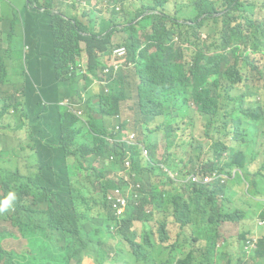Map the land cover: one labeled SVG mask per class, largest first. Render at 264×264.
Here are the masks:
<instances>
[{"label": "trees", "instance_id": "trees-1", "mask_svg": "<svg viewBox=\"0 0 264 264\" xmlns=\"http://www.w3.org/2000/svg\"><path fill=\"white\" fill-rule=\"evenodd\" d=\"M9 2L0 0V129L17 135H0V159L20 148L23 131L36 144L28 163L0 164V222L29 243L21 255L8 253L2 246L18 236L0 229V264H82L86 257L95 264H164L167 253L173 264L182 249L190 254L181 264H240L241 253L231 256L219 245L222 223L246 220L247 203L260 205L264 220V71L250 55L264 50L258 3L109 0L113 8L102 11L84 0H30L18 15L7 10ZM183 2L187 7L178 8ZM120 45L128 56L115 69L111 49ZM131 65L134 75L127 73ZM254 70L260 77L251 86ZM94 84L109 86L108 93L101 87L94 94ZM65 99L84 116L61 106ZM130 99L148 158L108 140L116 137L111 120ZM161 117L153 138L150 127ZM84 143L96 152L110 148V159L123 165L130 152L134 173L106 164L114 176L95 172L92 180ZM115 189L129 202L124 219L142 221L151 210L164 226L174 217L183 245L162 247L132 234L133 220L121 221L108 201ZM239 238L245 243L248 233ZM257 247L254 264H264V236Z\"/></svg>", "mask_w": 264, "mask_h": 264}, {"label": "rangeland", "instance_id": "rangeland-1", "mask_svg": "<svg viewBox=\"0 0 264 264\" xmlns=\"http://www.w3.org/2000/svg\"><path fill=\"white\" fill-rule=\"evenodd\" d=\"M8 1H14L19 7H22L25 4V0H8ZM62 1L63 0H59ZM259 6H260V13H259V18L264 20V0H255ZM84 2L89 6V7H99L104 9H107L108 7V2L104 0H91V3L88 4L85 0ZM187 7L186 2H183L178 8L180 7ZM128 29L132 27L131 25L126 26ZM143 34V33H142ZM0 39H2V34L0 33ZM121 39L120 37H115L114 42L115 43H120ZM147 40H141V46H140V52L144 53L147 51L148 44L146 43ZM122 47V46H120ZM113 50L111 49V54ZM188 57L191 56L190 50L187 51ZM155 58L153 59L154 63ZM232 61V58H231ZM255 61L257 62V67L261 70L264 71V52L259 53L258 55L255 56ZM82 63L84 67L87 66L86 59L83 58ZM134 68L135 66L131 65L130 69H127V73L133 74L134 75ZM252 71L251 67L246 68V72ZM254 75L256 78L254 79L255 82L251 83V86H254L255 84L258 83L257 79L260 77L258 75V71H253ZM132 81V80H131ZM260 85L261 87H264V78L260 80ZM53 90H57L56 87H53ZM94 92H100V87L96 88ZM264 92V91H263ZM56 100L61 101V97L56 94ZM65 102V101H64ZM133 103L132 101H127L122 104L121 110H120V116L122 120L128 123V128L132 131H135L140 138L143 140V136L139 130H136L134 128V121H133V113L131 112V107ZM17 118V115H14ZM152 120V118L150 119ZM164 118L161 117L158 121H156L151 127H150V134L153 138H156L157 134L161 132V126L163 124ZM114 124H118L117 122H114ZM120 129H125V125L121 124L119 126ZM101 133V132H100ZM103 142V140H102ZM90 145H92L90 142H88ZM36 144V141L34 139H31L30 142H28L27 136L25 132L23 131V138L22 142L20 145V149L22 152H11V151H5L2 153V156L4 158L0 159V164L3 166H17L19 165L20 162H26L28 163L30 158V150L29 146H34ZM86 144L88 147L86 148H81V151L83 152V160L87 162H91L92 168L89 172V177L92 178V180L96 181L98 177L94 175L95 172L102 173L103 176L105 177H113L114 174L112 175H107L105 172L106 169V164H110L115 172H130L134 173V170L128 167H124L123 163L119 160H111L109 157L110 154V148L109 150L106 148H102L99 152H96L92 149L91 146H89L87 143ZM3 146V145H2ZM164 153V142L162 141L160 143L159 149L156 151V155L161 158ZM151 154V153H150ZM248 157L249 160L251 161L252 156L251 152H248ZM139 164V163H136ZM59 167L63 169H67V164L65 162H60ZM248 177H245L247 179ZM251 179V178H248ZM264 198V197H262ZM261 198V199H262ZM259 201V200H258ZM247 207L245 208L248 211L249 217L246 220L242 219H236L235 222H228L224 221L221 225V228L224 232L227 234H232L229 235L228 237H231L235 243L239 240L238 233L242 228H246L247 230L250 231L251 234H254V230L260 228L261 232H263V226H264V220L260 218V212L262 210V207L260 205H253L250 203L246 204ZM151 210L147 211L146 216L142 221H138L134 223V215L132 214L129 217V220L124 219V216L118 215L120 217L121 221H131L132 225L129 227V230L132 234L143 237V238H149L155 242H158L159 245L162 247H167L170 248L174 245L180 244L183 245V239L180 234V224L176 221L174 217L169 218L166 220L165 225H162V221H164V218H159L156 216H150L149 212ZM262 222L263 224H260ZM6 228L9 229L13 232L16 233L18 236V241L13 242V241H7L5 245L2 246V250L8 252V253H13L15 252L18 255H21L20 253H23L27 251L28 245L27 241L21 237L20 233L15 229L11 224L5 223V222H0V229ZM258 237V235H255ZM190 252L186 249H182V252L177 254L173 260V264H181V262L185 261L188 257ZM170 256L167 253L165 256H161L159 263L161 261L164 262V264H167Z\"/></svg>", "mask_w": 264, "mask_h": 264}, {"label": "clouds", "instance_id": "clouds-1", "mask_svg": "<svg viewBox=\"0 0 264 264\" xmlns=\"http://www.w3.org/2000/svg\"><path fill=\"white\" fill-rule=\"evenodd\" d=\"M57 1H59V0H57ZM74 1L75 0H63V2L62 1H59V2H61V3H63V4H65V5H72L73 3H74ZM104 1H107L108 3V7H107V9H102V8H99V7H95L96 9H99V10H102V11H107L108 9H111V8H113V6H111L110 4H109V0H104ZM256 2V1H255ZM30 3V0H25V4L22 6V7H19L14 1H10L9 3H8V6H7V10L8 11H10L11 13H17L18 15H20L21 14V12L23 11V9H24V7L26 6V5H28ZM257 3V2H256ZM259 5V4H258ZM35 7H36V5H34ZM2 27H3V23H0V30H2ZM120 46H122V47H119V48H126L125 46H123V45H120ZM118 48V49H119ZM116 50V49H115ZM126 50H127V56H128V49L126 48ZM26 51H28V49L26 50ZM263 52H264V50H263ZM263 52H261V53H263ZM259 54V53H258ZM258 54H255V55H253V54H251L250 53V55H251V58L255 61V56L256 55H258ZM112 55V54H111ZM86 59V58H85ZM256 62V61H255ZM86 63H87V60H86ZM83 64V63H82ZM256 64H257V62H256ZM84 66V65H83ZM257 66V65H256ZM85 69L87 68V66L86 67H84ZM246 71V70H245ZM247 73V72H246ZM104 88V91L106 92V93H108V90H109V86H107V85H98V84H94V90L96 89V88ZM100 91H101V89H100ZM94 94H99L100 92H93ZM87 94V93H86ZM88 95V94H87ZM132 97L133 98H135V93H133L132 94ZM65 101V102H64ZM127 101H132V103H133V105H132V107H131V109L133 108V106H134V100H132V99H130V100H127ZM127 101H124V102H127ZM124 102H122L121 103V107H122V104L124 103ZM60 105L61 106H63V107H66L70 112H72V113H74V114H76L79 118H81V117H83L84 116V114H85V112L83 111V110H81V109H78V108H76V107H74L71 103H70V101L68 100V99H65V100H63L61 103H60ZM130 109V110H131ZM79 112H81L82 114H81V116L78 114ZM131 112L133 113V121H134V112L131 110ZM114 122H117L118 124H114ZM111 123H112V133L116 136L115 137V139H113L112 137H109L108 138V140L110 141V142H118V143H125V144H127V145H129V146H136V147H138L139 149H140V153H141V157L144 159V157H143V154H142V149H141V146H143L144 148H146L148 151H149V149L146 147V145L144 144V143H139L138 141H137V137L139 136L135 131H132V130H130L127 126H128V123L127 122H125L124 120H122V118H121V116L120 115H118L116 118H114V119H112L111 120ZM121 124H123V125H125V129H120L119 128V126L121 125ZM134 128H135V122H134ZM136 129V128H135ZM136 130H139V129H136ZM140 131V130H139ZM141 132V131H140ZM130 135H135V140H136V143L135 144H129L128 143V141H129V138H130ZM22 152V150L20 149V148H18V150H16V152ZM149 155H150V151H149ZM128 158H130L131 159V153L129 152L128 154H127V158H126V160L128 159ZM31 160H32V154H31ZM126 160H125V162H126ZM131 161H132V159H131ZM133 163V162H132ZM124 167H125V163H124ZM115 190H117V189H115ZM115 192V191H114ZM123 193H124V191H122ZM110 195H112V194H108V201L110 202V204H111V206H112V209L114 210V212H115V214H116V216L117 217H119L118 215H124L125 214V212H126V210H127V207H128V205H129V202H128V204L127 205H121V204H119V203H117V202H115V201H112V200H110L109 199V196ZM12 198H14V197H12ZM260 200H262V202H264V198L263 199H260ZM263 224V223H262ZM263 228H264V226H263ZM222 233H223V237H224V239H223V241L220 243V245H219V248H222L223 246H226L227 245V250H228V252L231 254V256H236L238 253H241L242 254V256H241V259H242V262L240 263V264H254V258H255V255H256V252H257V243H258V239H259V237H257V236H254V235H251V234H249L248 233V239L246 240V242L244 243V242H242V244H240V238H239V240L237 241V243H235L234 241H233V239L232 238H227L226 236H225V234H224V231L222 230ZM240 236V234L238 235V237ZM249 240H251V241H253V240H256V248H252V247H248V245H247V242L249 241ZM27 241V240H26ZM27 245L29 246V243H28V241H27ZM240 246H242L241 248H240ZM233 249H235V251L233 250ZM86 261H89L90 263H92V264H95L94 263V261H93V259H91V258H89V257H86L85 259H84V261H83V263L82 264H85L86 263Z\"/></svg>", "mask_w": 264, "mask_h": 264}, {"label": "built area", "instance_id": "built-area-1", "mask_svg": "<svg viewBox=\"0 0 264 264\" xmlns=\"http://www.w3.org/2000/svg\"><path fill=\"white\" fill-rule=\"evenodd\" d=\"M113 56V67L115 69H118L125 61H126V56H127V50L126 48H119L113 51L112 53ZM117 57H120L119 59ZM108 72V71H107ZM81 116V112L78 113ZM129 144H135L136 140H135V135H130ZM142 149V154L144 158H148L149 157V151L144 148L143 146H141ZM125 167L128 168H132V161L130 158H128L125 162ZM168 172V171H167ZM170 174V176L174 177V175L170 172H168ZM194 181H196L197 179L194 178ZM206 181H208V179H206ZM109 199L112 201H115L121 205H127L128 204V199L123 195L122 190L117 189L115 190L114 194L109 196ZM262 224V223H260ZM248 247H252V248H256V240H249L247 242Z\"/></svg>", "mask_w": 264, "mask_h": 264}, {"label": "crops", "instance_id": "crops-1", "mask_svg": "<svg viewBox=\"0 0 264 264\" xmlns=\"http://www.w3.org/2000/svg\"><path fill=\"white\" fill-rule=\"evenodd\" d=\"M4 133H7L8 135H13L14 132H13L12 129H0V135H3ZM14 135H17V133H14ZM19 136H22V134H19ZM14 152H16V150H15ZM242 231H246L247 233L251 234L249 230H247L246 228H242V229L239 231L238 235H239L240 232H242ZM224 234H225V236H226L227 238H231V237H228V236H229V235H232V234H227L226 232H224ZM251 235H254V236H255V235H258V237H260V236H264V228H263V232H261L260 228H258V229H256V230H254V234H251ZM233 250L235 251V249H233ZM85 264H92V263H90L89 261H86Z\"/></svg>", "mask_w": 264, "mask_h": 264}]
</instances>
